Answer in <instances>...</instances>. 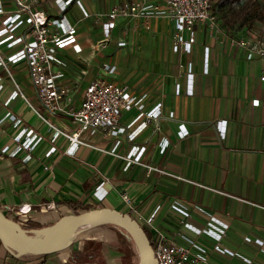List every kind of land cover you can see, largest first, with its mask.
I'll list each match as a JSON object with an SVG mask.
<instances>
[{
	"label": "crops",
	"instance_id": "crops-1",
	"mask_svg": "<svg viewBox=\"0 0 264 264\" xmlns=\"http://www.w3.org/2000/svg\"><path fill=\"white\" fill-rule=\"evenodd\" d=\"M94 1L73 0L80 12L72 16L62 12L68 4L64 10L54 0L40 5L49 16L52 8L59 9L62 14L56 17L76 28L79 49L72 45L57 49L66 64L53 66L62 73L58 85L65 90L63 103L78 105L91 79L106 78L126 85L135 96L143 95L142 110L160 104L158 129L154 119L139 128L145 118L134 120L139 110L133 106L121 114L120 122L126 125L123 133L84 131L81 142L69 145L58 131L70 133L76 124L64 111L45 109L26 65L13 63L9 72L0 66V208L33 233L74 213L66 201L108 207L129 213L148 230L152 243L159 235L199 243L206 249V261L198 264H264V60L256 54L248 57L245 46L231 41L253 39L233 26L236 18L220 15L223 0H212L214 25L197 22L195 41L186 51L165 54L164 42L152 48L155 52L150 54L161 57L154 69L144 73L139 91L137 83L129 84L130 75L123 81L115 77H122L119 70L137 65L138 56L145 54L143 46H154L145 39L140 48L117 51L119 59L104 62L100 70L91 65L92 38L85 34L91 30L89 10H94ZM130 1H112L103 12L94 13L95 20L101 27L98 14ZM140 1L162 6V0ZM161 17H151L155 29L165 27ZM247 19L239 25H247ZM169 26L173 30L172 22ZM126 28L132 29V20L117 19L110 37L116 32L129 37ZM10 52L3 47V54ZM166 55L176 61L168 62ZM188 62L193 73L191 94L186 93ZM106 66L114 67L113 71ZM117 138L120 143L114 149ZM124 192L132 198V207L122 199ZM174 200L186 207L184 216L171 209ZM51 201L54 208L47 207ZM21 204L29 210L18 211ZM100 234L86 230L69 249L48 254L14 255L0 240V264H126L116 261L114 250L106 244L109 240L103 243ZM216 243L234 254L215 249Z\"/></svg>",
	"mask_w": 264,
	"mask_h": 264
},
{
	"label": "built area",
	"instance_id": "built-area-1",
	"mask_svg": "<svg viewBox=\"0 0 264 264\" xmlns=\"http://www.w3.org/2000/svg\"><path fill=\"white\" fill-rule=\"evenodd\" d=\"M47 0H0V66L7 72L13 63L23 62L27 67L28 79L34 87L35 94L45 109L51 113L64 111L76 124V130L63 133L69 140V145H75L81 140L79 135L84 131H105L119 135L126 129L120 122L121 114L137 106L138 113L134 120L144 117L139 128L143 127L149 119L156 121L161 115V106L157 104L150 110H142L143 95L135 96L129 92L126 85L119 84L106 78L91 79L85 86L78 105L63 103L65 90L59 87L58 79L62 75L59 69H54V64L64 66L65 59L57 55V49L67 45L79 49L74 25L65 24L62 18L49 16L40 5ZM60 10H64L71 0H54ZM10 4V9L5 5ZM168 15L173 22V47L176 51H186L194 43V25L200 21L209 22L212 26L216 22V13L212 0H162V6L146 4L140 0L123 2L112 5L105 13L98 14L97 20L101 21V28L105 35H109L119 18L131 19L132 29L139 27L149 28L153 16ZM126 31V29H124ZM232 42L243 45L248 50V57L256 54L264 60V46L249 45L243 39H232ZM3 47L11 52L3 54ZM108 71L114 67L106 66ZM191 63H187V88L186 93H192ZM18 92L24 96L23 91ZM224 121L220 122V132L224 133ZM138 128V129H139ZM182 133L185 131L180 126ZM132 138V135H130ZM117 138L114 149L119 145ZM166 142L160 150L165 149ZM154 168V167H152ZM155 169V168H154ZM127 205L133 206L132 198L126 193L121 194ZM47 207L54 208V202H49ZM27 204L18 205L17 210L26 212ZM171 209L180 215H185L186 207L179 201L171 203ZM216 235V233H214ZM152 244L156 264H198L206 261V249L197 242L180 243L168 240L162 235L157 237ZM215 249L234 254L221 247L219 243ZM245 261L247 259H244Z\"/></svg>",
	"mask_w": 264,
	"mask_h": 264
},
{
	"label": "rangeland",
	"instance_id": "rangeland-1",
	"mask_svg": "<svg viewBox=\"0 0 264 264\" xmlns=\"http://www.w3.org/2000/svg\"><path fill=\"white\" fill-rule=\"evenodd\" d=\"M112 1H115V0H95L94 10L92 9L89 10L92 16H89L90 17L89 22L88 21L87 22L91 30L87 32L85 35L92 38L93 45L89 47V51L91 52L90 62H91V65L92 64L95 65L100 70L104 62L114 61L116 57H118L119 59V52L117 51L119 50L121 51L122 49V52H124L126 51L127 47L133 48V46L140 48L141 47L140 45H142V40H145V39L149 40L150 43L154 47H151L148 45L143 46L145 50V54L138 56L137 65L130 66L128 71L125 68L124 70H121V71L119 70L118 72H120V75L121 73H123L122 77H118V78L115 77V79H118V81L120 79H121L120 81H123L124 78L130 75L129 84L137 83L136 85L140 87L139 91H141L143 82L146 79L145 78L144 80H141L144 73L148 71L150 68L154 69V67L157 66L156 59H158V57H161L159 56L158 52H157L158 55H153V56L152 54H150V52H155L153 49L157 48V45L159 43L162 44V42H164L162 47L165 51V54L170 55L172 50H174V47H173L174 25L168 15H164V16L162 15V17H164L166 20L165 27L160 26L159 27L160 29L158 28L155 29L153 25L150 24L149 28L139 27V28H136L135 30L126 28V32L124 31L123 32L127 33L129 31L131 33L129 37L127 36L129 39L125 37V35H122V34L119 35V32L113 33L112 35L113 37H110V33L109 35H105L103 33L99 23L94 18V13L96 11L103 12L105 8ZM218 2L219 1H217V3ZM71 5H74V7H72L73 10L70 8ZM67 6H68L67 9H65L62 12H65L68 16H72L73 12L79 14L80 10L78 9L77 4L73 2V0L70 1V3H68ZM218 7H219L218 8L219 11L221 12L219 3H218ZM51 12L53 16H60L62 14V12L56 8H52ZM223 12L224 13L222 12L220 13L221 16H225L226 18H236L233 26L240 27L244 35H249V37L251 36V39L253 40H251L252 41L251 43L245 40L247 44L249 45L259 44V46H264V0H224L223 1ZM246 13H247L246 18L250 17V19H247L248 22L251 21L250 26H248V24L239 25V22H241V20L245 17ZM170 22H172L173 30L171 26H169ZM162 23L163 22H161V24ZM236 39L237 38H235V40ZM69 47L70 46L67 45L64 48L68 49ZM121 47H124V49ZM149 49H152V50H149ZM146 53L148 54L146 55ZM120 58H124V57L120 56ZM165 59H168V62L171 61L172 63L176 61L175 58H173V60H169V56L167 55L165 56ZM139 62L141 63L139 64ZM156 74L157 72H155V75ZM97 208H100V207H97ZM90 209H94V208H90ZM70 214H73V213H70ZM24 230L27 233L32 234V232L29 229L24 228ZM94 230L101 232V234L99 235L101 237L99 239L100 241L105 243V240H109L106 244H108L114 250V253L117 257L116 261L119 258V260H121L122 262L126 264H135L137 257H138L139 248L127 230H125L122 227H119V226H116V225H113L107 222H100L96 225H93L87 229V232H92ZM73 242L66 248L69 249L71 245L73 244ZM64 249L59 250V252H64L65 251Z\"/></svg>",
	"mask_w": 264,
	"mask_h": 264
},
{
	"label": "water",
	"instance_id": "water-1",
	"mask_svg": "<svg viewBox=\"0 0 264 264\" xmlns=\"http://www.w3.org/2000/svg\"><path fill=\"white\" fill-rule=\"evenodd\" d=\"M0 220L5 224L10 234L9 238L5 236L0 230V240L14 255H20L27 252L36 254H48L64 249L77 238V234L61 244L53 246H46L45 244L48 240H50L63 229L69 230L75 228L80 223L87 220H99L100 222H107L122 227L125 230L131 231L138 236L142 244V248L138 253L135 264H146L149 259L154 260L152 244L143 226L129 213L121 212L116 209L100 207L80 211L78 213L68 214L65 219H60L47 226L49 228L48 231L41 237H39V239L34 241H28L27 234L29 233L24 230V227L21 225V223L8 216L1 208ZM12 239H14L20 246H22L24 250L21 251L16 249V247L12 245Z\"/></svg>",
	"mask_w": 264,
	"mask_h": 264
},
{
	"label": "bare ground",
	"instance_id": "bare-ground-1",
	"mask_svg": "<svg viewBox=\"0 0 264 264\" xmlns=\"http://www.w3.org/2000/svg\"><path fill=\"white\" fill-rule=\"evenodd\" d=\"M67 215L61 217L60 219H65ZM59 219V220H60ZM100 223L99 220H87V221H84L82 223H80L78 226H76L75 228H72V229H63L61 230L58 234H56L54 237H52L50 240H48L46 242V246H53V245H57V244H61V243H64L65 241H67L68 239L72 238L74 235H78L80 236L84 231H86L89 227L95 225V224H98ZM48 227H45V228H41V229H36L33 231L32 234H27V240L28 241H34V240H37L39 239V237H41L44 233H46L48 231ZM0 230L2 231V233L9 237L10 238V234L5 226V224L0 220ZM131 235V237L134 239L136 245L138 246L139 248V252L142 248V244L138 238V236L131 232V231H128ZM12 245L14 247H16V249L18 250H21L23 251L24 248L22 246H20L18 243H16V241L14 239H12ZM146 264H156L155 261L153 259H149Z\"/></svg>",
	"mask_w": 264,
	"mask_h": 264
},
{
	"label": "trees",
	"instance_id": "trees-1",
	"mask_svg": "<svg viewBox=\"0 0 264 264\" xmlns=\"http://www.w3.org/2000/svg\"><path fill=\"white\" fill-rule=\"evenodd\" d=\"M224 1V0H223ZM221 2H222V0H221ZM246 16H247V13H246V15H245V18H246ZM248 19H250V17H247ZM246 20V19H245ZM247 22H248V20H247ZM250 22H248V26H250ZM66 204L71 208V209H73V211L75 212V213H78V212H80V210H82V211H84V210H88V209H90V208H92L90 205H88V204H85V203H82V202H78V201H73V200H69V201H66ZM93 208H97L96 206H94ZM143 228H144V230H145V232H146V234L148 235V237H149V239H150V234H149V232H148V230L143 226ZM150 241H151V239H150ZM152 243V242H151Z\"/></svg>",
	"mask_w": 264,
	"mask_h": 264
}]
</instances>
